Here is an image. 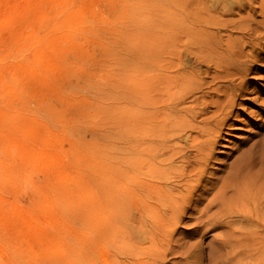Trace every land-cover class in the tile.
I'll use <instances>...</instances> for the list:
<instances>
[{
    "label": "rangeland",
    "instance_id": "obj_1",
    "mask_svg": "<svg viewBox=\"0 0 264 264\" xmlns=\"http://www.w3.org/2000/svg\"><path fill=\"white\" fill-rule=\"evenodd\" d=\"M260 2H250L256 21ZM168 10L179 12L168 0H0V264H132L147 257L146 243L140 247L120 229L117 216L120 135L129 137L134 114L120 98V82L155 42L173 43ZM247 10L224 13L226 25L202 34L211 44L236 42L247 55L235 70L228 63L238 52L208 51L223 64L208 72L229 67L238 74L208 77L202 91L210 100L213 88L232 84L237 105L215 138L203 184L220 180L264 133V25L252 41L234 28ZM183 40L182 67L205 69L186 50L194 41ZM195 222L179 224L157 264H264V236L232 239L224 248L225 221L203 234H193Z\"/></svg>",
    "mask_w": 264,
    "mask_h": 264
},
{
    "label": "bare ground",
    "instance_id": "obj_2",
    "mask_svg": "<svg viewBox=\"0 0 264 264\" xmlns=\"http://www.w3.org/2000/svg\"><path fill=\"white\" fill-rule=\"evenodd\" d=\"M213 1L215 4L207 0H168L169 6L179 10H168L166 18L165 29L170 30L173 43L168 45L164 39L155 42L148 54L132 59L131 75L120 82V98L134 107V114L129 137L120 135L122 188L117 193V216L120 229L128 230L140 247L146 243L148 252L144 253V261L132 264H157L159 254L171 250V236L184 220L196 221L193 234H203L206 227L217 228L225 221L228 230L219 239L224 248H232V239L264 236V166L254 172L259 164L264 165V133L228 163L220 180L203 184L214 158L215 138L229 125L237 103L232 84L213 88L216 95L210 100L202 91L212 83L208 77L212 81L225 80L226 76L238 74L227 71L229 67L212 74L207 71L210 64L217 69L223 67L208 52L223 45L220 41L211 44L202 34H212V29L226 25L221 19L224 13L247 7L246 16L239 19L243 24L232 23L239 32L254 39L260 25H264V0L260 2L262 18L258 21L252 15L253 0ZM175 20L181 24L176 26ZM183 38L184 42L194 41L195 46L186 50L194 56V63L205 69L182 67L178 42ZM225 48L239 53L228 63L236 70L247 55L236 42ZM208 107L214 109L207 111ZM124 114L121 116L125 119ZM126 119L132 120L130 116ZM122 124L127 123H121V127ZM128 182L131 184L126 188ZM233 217L239 220L233 221Z\"/></svg>",
    "mask_w": 264,
    "mask_h": 264
}]
</instances>
